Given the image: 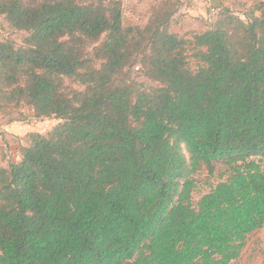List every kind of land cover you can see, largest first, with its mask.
Masks as SVG:
<instances>
[{
    "label": "trees",
    "instance_id": "trees-1",
    "mask_svg": "<svg viewBox=\"0 0 264 264\" xmlns=\"http://www.w3.org/2000/svg\"><path fill=\"white\" fill-rule=\"evenodd\" d=\"M164 2L139 26L111 2L0 0L26 31L0 40V111L60 120L0 167V264H231L264 225V0L245 19L211 0L190 36ZM217 161L226 178L193 202Z\"/></svg>",
    "mask_w": 264,
    "mask_h": 264
},
{
    "label": "rangeland",
    "instance_id": "rangeland-1",
    "mask_svg": "<svg viewBox=\"0 0 264 264\" xmlns=\"http://www.w3.org/2000/svg\"><path fill=\"white\" fill-rule=\"evenodd\" d=\"M84 3L89 1L102 2V4H118L122 12L124 25L144 26L152 20L153 15L157 13H167L172 5H166L164 0H77ZM176 4V10L168 21V28L172 32L180 35L190 36L194 32H200L207 28V25L213 21V12L209 14L211 0H171ZM221 1V0H220ZM235 14L245 19L253 4L257 0H225ZM219 3V2H218ZM258 13V12H256ZM151 19V20H150ZM26 31L12 29L6 21L0 17V40L9 39L18 47L24 45ZM101 40L95 42L89 47V52L93 54V48L97 47ZM99 64V60L96 61ZM131 78L140 86L149 88L156 86L155 82L150 81L137 62L129 71ZM63 87L67 92L74 89H80L79 83L73 79H64ZM30 106L22 105L18 108L6 109L0 111V167L7 166L10 161H17L20 158V147L25 144L24 135L27 132L35 131L46 133L54 127L60 120L56 118H34ZM8 120H14L13 125L5 130L3 123ZM7 123V124H10ZM259 160L264 169V159L252 157ZM227 168L221 162L214 163L212 172L205 166L198 169L192 176L195 180V187L192 193L193 202H196L200 196L210 190L212 186L223 181L227 176ZM231 264H264V225L247 235L245 245L240 256L232 261Z\"/></svg>",
    "mask_w": 264,
    "mask_h": 264
},
{
    "label": "crops",
    "instance_id": "crops-1",
    "mask_svg": "<svg viewBox=\"0 0 264 264\" xmlns=\"http://www.w3.org/2000/svg\"><path fill=\"white\" fill-rule=\"evenodd\" d=\"M218 2H222V3H226V1L225 0H222V1H220V0H217ZM218 4V3H217ZM14 124V122L13 123H10V124H7V123H3L2 124V127L5 129V130H8V127L9 126H11V125H13Z\"/></svg>",
    "mask_w": 264,
    "mask_h": 264
}]
</instances>
